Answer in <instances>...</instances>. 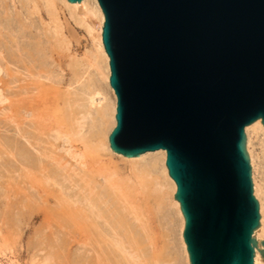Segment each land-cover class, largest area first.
<instances>
[{
	"label": "water",
	"instance_id": "water-1",
	"mask_svg": "<svg viewBox=\"0 0 264 264\" xmlns=\"http://www.w3.org/2000/svg\"><path fill=\"white\" fill-rule=\"evenodd\" d=\"M96 1L110 150L165 152L189 264H254L255 250L264 262L245 136L264 128V0Z\"/></svg>",
	"mask_w": 264,
	"mask_h": 264
},
{
	"label": "bare ground",
	"instance_id": "bare-ground-1",
	"mask_svg": "<svg viewBox=\"0 0 264 264\" xmlns=\"http://www.w3.org/2000/svg\"><path fill=\"white\" fill-rule=\"evenodd\" d=\"M17 3L46 25V34L41 40L29 33L23 43L10 33L4 45L7 63H20L30 81L18 84L16 93L0 94V254L11 252L7 219L13 217L9 205L13 208L16 203L6 199L15 189L12 200L16 198L31 214L30 225L37 224L30 264H160L144 220L153 196L155 204L162 205L163 198L170 201L171 219L166 220L175 229L171 234L175 264H189L182 238L184 221L173 199L175 185L167 174L165 152L125 158L109 148L115 96L108 83V58L101 42L103 15L97 1ZM71 23L83 28L93 44L85 51V61L94 71L93 85L77 89L74 99L67 89L62 95L56 90L71 84L68 73L74 83L83 74L79 60L67 54L70 45L64 29L75 38ZM56 45L64 55L53 59L51 49ZM13 50L24 53L14 55ZM250 128L264 136L259 120L245 131ZM257 192L254 186L256 198ZM260 214L261 226L254 233L259 241L264 238L261 206ZM254 263L264 264L256 250Z\"/></svg>",
	"mask_w": 264,
	"mask_h": 264
},
{
	"label": "rangeland",
	"instance_id": "rangeland-1",
	"mask_svg": "<svg viewBox=\"0 0 264 264\" xmlns=\"http://www.w3.org/2000/svg\"><path fill=\"white\" fill-rule=\"evenodd\" d=\"M17 1L18 0H13V2H11V0H0V11H1L0 12V58L2 57V61H3L2 62L0 60L1 61L0 64L2 66L0 67V94L3 96L7 95L8 92L16 93L17 91L16 86L18 84L21 83L26 84L27 82L30 81L28 74L25 73L24 70H22L20 63L17 64L13 63L15 64L14 66L9 65L12 63H7L6 60L7 55L5 53L6 49H4V45L7 44L8 42L7 40H9L10 38L9 35L11 34L12 36L14 35V38L16 36L20 37L18 41L24 43L25 41L27 42V37L29 33H31L32 36L34 37L38 36V38H40L41 40L45 38V34H46V25L45 24L40 25L43 23H40L37 20L36 15L28 12L27 9H24L20 4L17 3ZM44 21L47 22L45 16H44ZM32 27H34V29H32ZM70 27L74 29L73 31L75 32V38L71 37L67 33L66 29H64V34L68 37V41L70 45L69 46L70 49L69 52H67V54L79 60V62L81 63L80 70L82 71L83 69V74L81 77L77 76L76 77L77 83H74V77L72 76V74L68 73L66 75V80L67 82H71V84L69 85L65 84L63 86H60V88L56 86L58 87L56 90L58 91L59 95H62V92L67 89V91H69L70 93L69 98L74 99V94L76 93V91L79 90V88H82L84 86H89L91 84L93 85V80H94L93 67H91L90 64L86 63L85 61L86 58L85 51L91 50L93 44H92V40L85 33L83 28L75 26L73 24L70 25ZM58 49H57V45L51 49V56L53 59H57L62 55H64L60 50L58 51ZM15 51L13 50V53L14 55H17L18 51L17 50ZM20 53H24V51L22 52L20 51ZM66 58L68 59V56ZM6 63L8 64V66ZM13 67H15V69H12ZM9 72L12 75L15 72H19L20 74L15 73L12 76L11 74H9ZM24 74L25 76H23ZM10 77L11 78L14 77L12 79L13 81H15L14 83L11 82ZM245 136H246V149L249 155L250 166H251L253 193H254V186H257L258 188L257 198L256 197L255 198L259 204V214H260V206L263 208V212H264V136L261 132L254 131L251 128L245 131ZM10 190L12 191L11 192L8 191L7 193V195L9 196V200L8 198L6 200L10 201L11 199L12 204L16 203L15 207L13 208L11 205H9L13 217L8 216L7 219V227L9 230L8 241L11 243V252L6 251L0 254V264H30L31 256L35 252L32 246H34V244L37 242V239L34 238L33 235V229L37 224L30 225L29 219L31 214L29 215L28 211L25 210L23 207H21L18 202H16L17 201L16 198L12 200L13 199L12 196H15L16 190L15 189H10ZM154 200L155 198L151 196V198L148 201L149 215L147 214V217H144V220L149 227V238H151L152 243L155 244V251L160 256V264H166V263L175 264L176 256L173 255L175 253L173 251L174 247L172 248V246H174L172 240H173V235L175 234V229L173 230L171 228L172 229L171 230L169 227L170 226L172 227V225H170L171 223L166 220V218L168 220L171 219L169 213L170 201L169 200L165 201V199L163 198L161 201L162 205H159V204H155ZM161 210L164 214L160 213ZM156 211L158 214H156ZM158 215L161 216L159 217ZM162 216L165 217L161 218ZM160 218L163 221L160 220ZM167 222L170 224L168 225ZM259 223L261 226V214H260ZM172 233L173 235H171ZM257 241L259 242V240ZM260 241H264V238L260 239ZM166 251L168 252L167 253L168 255L166 254Z\"/></svg>",
	"mask_w": 264,
	"mask_h": 264
}]
</instances>
